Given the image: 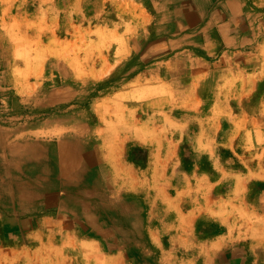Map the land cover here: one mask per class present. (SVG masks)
I'll list each match as a JSON object with an SVG mask.
<instances>
[{"label": "rangeland", "instance_id": "1", "mask_svg": "<svg viewBox=\"0 0 264 264\" xmlns=\"http://www.w3.org/2000/svg\"><path fill=\"white\" fill-rule=\"evenodd\" d=\"M52 2L12 0L8 3L0 0V6H24L31 12L39 6H51ZM108 2L111 9L108 14H95ZM115 2L55 0L53 5L58 9L77 7L80 12L77 26H72L75 30L71 31L67 26L68 16L64 15V26L55 32L57 40L31 25L28 27L29 38L20 34L17 25L9 30L0 29V131L10 135V140L26 135L32 140L49 142L57 139L61 132L74 134L73 126L78 122L98 121L96 135L100 136L99 124L103 119L112 115L118 120L133 119L132 108L121 110L119 107L137 104L135 107L140 108L141 120L156 119L157 122H118V129L126 135L137 134L141 143L150 147L151 154L142 153L138 158L140 169L134 170L135 174L126 166L124 173L123 168L121 174L95 176L94 181L113 188L119 186L117 182L121 183L118 188L125 183V191L109 189L105 192L108 200L105 204L109 206L105 205L106 210L102 206L99 219L108 220V227L115 228L116 220L122 223L119 202L135 200L140 207L141 238L134 243L128 240L124 255L111 254L107 258L101 250H117L115 241L108 249L96 248V240L82 243L73 237L74 232L82 228L66 211L38 205L27 207L17 199L7 204L0 195V264H208V257H212L208 252L213 245L206 238L224 229L232 232L249 230L248 235L253 236L250 240L264 247V182L259 181L260 175H255L264 169V122L255 120L261 115L264 118V111L224 110L223 104L221 110L213 109L212 92L217 88L214 83L232 84L228 78L218 77L222 70L214 75L217 79L212 75L201 79L207 88L204 102L193 100L191 89L187 91L184 87L189 83L186 78L147 80L143 74L137 81V92L125 98L116 96L117 89L125 86L133 75L131 62L114 70L108 66L95 77H87L101 65L99 61L95 64L89 61L92 52L99 60L107 62L102 54L103 43L94 40L110 38L114 43L118 41ZM254 2L258 5H254L256 11L252 22H258L260 16H256L264 12V6L260 0ZM125 5H129L127 1ZM128 17L132 16L126 14V22ZM88 23L92 28L99 23L110 25L113 31L85 28L84 24ZM132 33L128 32L129 35ZM40 34H43L41 39ZM72 40V45L76 44L77 48L69 47ZM76 49L75 54L81 55L77 63L73 62L78 72V94L64 105H41V99L52 86L44 79L46 67L55 63L68 65L69 57ZM113 52L110 51L111 55ZM88 65L89 69H86ZM241 66L238 63V74L243 71ZM109 71L114 72V78L106 80L104 75ZM165 81L170 86L164 87ZM226 89L222 86L220 91L223 93ZM150 98L156 99L155 102L150 103ZM257 102L250 101L248 107L256 106ZM115 105L118 108L110 110ZM154 109L155 112L149 115L148 110ZM17 127L23 129L20 134L13 133ZM116 128L110 127L105 134H115ZM113 150L110 146L109 151ZM137 182L140 183L139 191H132V184ZM246 185L250 190H246ZM129 211L125 212V220L129 217L131 224L137 210ZM127 229L138 231L132 224ZM181 234L186 235L182 238Z\"/></svg>", "mask_w": 264, "mask_h": 264}, {"label": "crops", "instance_id": "2", "mask_svg": "<svg viewBox=\"0 0 264 264\" xmlns=\"http://www.w3.org/2000/svg\"><path fill=\"white\" fill-rule=\"evenodd\" d=\"M11 1L7 0L8 3ZM54 1L51 6H39L31 12L24 6L15 7L7 4L0 6V16H8L0 17V29L9 30L17 25L20 28L18 30L20 34L22 32L24 38H29L28 27L31 25L44 35L50 33V38L57 40L55 32L64 26L66 17L64 15L68 16L67 26L71 31L75 30L72 26H77V16L80 12L77 7L58 9L53 5ZM126 1L128 6L125 5ZM260 1L264 6V0ZM115 3L118 41L114 43L110 38L94 40V42L103 43L102 54L106 57L107 62L99 60L98 55L92 52L88 57L89 61L94 64L99 61L101 65L95 67L94 73L92 72L87 77H95L99 71H106L108 66L114 70L126 62H131L133 75L125 83V86L117 89L119 93L116 96L123 95L125 98L137 92L139 89L135 87L143 74L147 80L157 77L186 78L189 83L184 87L187 91L191 89L190 96L193 100L204 102L207 88L206 82H202L201 79H208L207 77L211 75L213 79H217V76L214 75L222 70L223 75L220 73L218 77H226L232 84L214 83L218 89L215 88L212 92L213 109L218 107L221 110L220 105L223 104L224 110L246 109L261 113L264 111V12L262 11L256 16H260L258 22H252L256 11L254 5H258L254 0H116ZM110 10L108 2L105 8L101 7L100 12L96 11L95 14H108ZM126 14L132 16L128 17V22L125 21ZM28 15H33V17ZM99 24L94 25L95 28H92L90 23L84 24V27L106 32L113 31V27L110 25ZM128 32L133 33L129 35ZM42 36L43 34H40L38 37L41 39ZM35 37L37 38V36ZM72 43L73 40L69 41V47L77 48L76 44L72 45ZM111 50H114L113 55L110 53ZM75 52L77 53V49L70 55L68 65L55 63L48 69L46 67L44 79L49 80L52 86L41 99V105L46 107L64 105L72 102L78 94L76 85L78 72L73 62L77 63L81 55L78 57ZM84 62L86 63V59ZM238 63L242 64L243 70L239 74L237 72ZM248 63H253V65H248ZM87 68L89 69V65ZM90 68L93 70L91 66ZM112 78H114L113 71L104 75L106 80ZM168 85L170 86L165 81L164 87H168ZM222 86L227 88L223 93L220 91ZM202 87H204L203 90ZM108 99L111 98L108 97ZM154 100L156 99L150 98L149 101L151 103L155 102ZM253 100L258 101L257 105L248 107L250 101ZM237 103L241 105L245 103V106H237ZM135 106L137 104L134 103L131 107L130 105L125 107V104L119 107L121 110H131L130 108H132L133 119L118 120L112 115L103 119L102 122L100 120L99 127L102 129L100 136L96 135L98 121L76 123L73 126L76 132L69 136L72 140H67L68 149L60 152L65 167L61 168L59 185H55L53 182L49 186H38L33 193L28 189H22L21 192L16 190L14 193L21 205L60 208L71 214L70 216L76 219L77 224L82 228L75 231L73 237L81 240L82 243L86 244L90 240H96V248L108 249L111 242L115 241L117 250H101V254L106 257L111 254L124 255L127 253L124 250L126 242L128 244V240H132L134 243L141 238L140 207L135 200L119 202L122 207L120 213L122 223L119 224L116 220L115 228L108 227V220L99 219V215L102 214V206H109L107 203L105 204V201H108L105 192L109 189L125 191V183L121 188H118L121 183L117 182L119 186L113 188L101 186V183L94 181L95 176L114 175L116 172L121 174L120 170L123 168L122 173H124L126 166L131 168L130 170L134 173V170L140 169L138 158H141L142 153L147 156L151 154L150 147L142 144L141 138H138L137 134L126 135L122 129H118V122H157L156 119L154 121L153 119L141 120L139 118L140 108ZM115 108L118 106L110 107V110ZM153 112L155 109L148 110L149 115ZM255 120L264 122L263 115ZM110 127H117L115 134H105V132H109ZM58 140V138L55 139L56 142ZM44 143H46L45 140L38 144L44 145ZM61 143L66 142L62 141ZM83 144H86L87 147L75 149V146ZM110 146L114 148L113 151H109ZM255 175H260L259 181L264 182V169L256 172ZM129 184L131 183L129 182ZM139 185V182L133 183L132 191H139ZM245 188L247 191L250 190L248 185ZM262 194L264 195V189H262ZM110 206H112L111 202ZM133 208H136L137 213L136 217L135 214L132 217L131 224L134 228L137 227L138 231L131 232L127 229L131 225L128 220L130 218L125 220V212H130L129 210ZM233 222L229 221V223ZM248 233L249 230L232 232L230 229L228 231L224 229L219 230L217 234L207 236L206 240H211L213 245L208 252V255L212 256L208 257L210 258L208 264H264V247L253 243L250 240L253 236L250 237ZM185 235L181 234L180 236L183 238ZM98 239L101 241L98 242ZM227 239L229 242H226ZM252 256L256 259H253ZM258 256H260V260H258Z\"/></svg>", "mask_w": 264, "mask_h": 264}, {"label": "bare ground", "instance_id": "3", "mask_svg": "<svg viewBox=\"0 0 264 264\" xmlns=\"http://www.w3.org/2000/svg\"><path fill=\"white\" fill-rule=\"evenodd\" d=\"M14 129L15 131L13 133L16 134H20V132L23 131L20 127ZM72 135L61 132L58 134L57 138L59 140L57 142L53 138V140L51 139L49 142L48 140H45L46 143L41 145L38 143H43V140H32L26 135L21 137L17 136L16 138L10 140V135L6 133L4 134L0 131V195L5 203L10 204L16 200L14 195L16 190L21 192L22 189H28L31 193H33L34 189L38 186H49V184H53V182L55 185H59L60 173L62 171L61 168L65 167V163L61 157L62 153L60 152L68 149L67 140L71 139L69 136ZM62 141H65L66 143H61ZM85 146L87 147L86 144L77 145L75 146V149L85 148ZM75 149L72 148V150ZM65 177L68 178L67 176ZM103 209L106 210L107 207L104 206ZM50 210L52 209L50 208Z\"/></svg>", "mask_w": 264, "mask_h": 264}]
</instances>
